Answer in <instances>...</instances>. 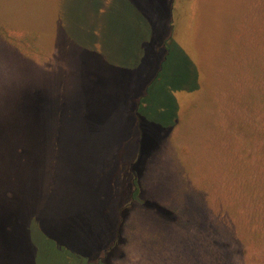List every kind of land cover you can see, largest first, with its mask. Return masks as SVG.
<instances>
[{
	"label": "rangeland",
	"instance_id": "1",
	"mask_svg": "<svg viewBox=\"0 0 264 264\" xmlns=\"http://www.w3.org/2000/svg\"><path fill=\"white\" fill-rule=\"evenodd\" d=\"M245 5L0 0V23L42 48L26 55L0 36V264H41L32 218L93 263L213 264L211 215L227 195L228 160L215 139L225 138L230 38ZM169 7L175 48L161 69ZM136 129L134 161L124 139ZM172 202L188 213L185 227Z\"/></svg>",
	"mask_w": 264,
	"mask_h": 264
},
{
	"label": "trees",
	"instance_id": "2",
	"mask_svg": "<svg viewBox=\"0 0 264 264\" xmlns=\"http://www.w3.org/2000/svg\"><path fill=\"white\" fill-rule=\"evenodd\" d=\"M245 7V13L238 16L230 38L229 52L234 71L230 75L223 110L227 121L225 138L221 136V139H215L226 140L223 150L228 160L225 182L227 195L218 196L214 202L217 213L211 215L213 264H236V252L242 256L238 258L242 264H264V0H246ZM168 19L171 29L161 69L170 65V55L175 48L172 36L176 34L174 27L177 28L178 14H174L172 7L168 9ZM0 36L26 55L37 56L42 53L33 34L27 30L10 29L0 23ZM159 75L152 82L158 81ZM154 87L153 84L148 89ZM148 105L151 109L155 107L152 111H163L161 106L157 109L153 104ZM141 137L142 130L136 129L132 139H124V143L133 142L134 146H130L133 148L134 161L138 156ZM112 168L113 165L110 173ZM100 206L101 203L97 204L96 209ZM167 206L175 215L177 226L185 227L189 223L188 213L180 205L172 202ZM29 230L36 258L41 264L46 262V258H51L49 262L53 264H104L101 259L96 263L88 261L87 255L65 247L64 242L59 246L57 243L61 239L49 235L37 218H32ZM37 234L41 240L52 245L53 252L47 254L35 243Z\"/></svg>",
	"mask_w": 264,
	"mask_h": 264
}]
</instances>
